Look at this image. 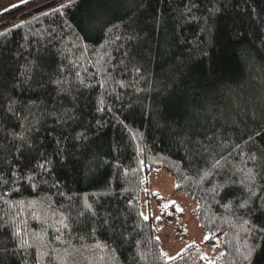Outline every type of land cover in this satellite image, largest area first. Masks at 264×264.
Returning a JSON list of instances; mask_svg holds the SVG:
<instances>
[{
  "label": "trees",
  "instance_id": "obj_1",
  "mask_svg": "<svg viewBox=\"0 0 264 264\" xmlns=\"http://www.w3.org/2000/svg\"><path fill=\"white\" fill-rule=\"evenodd\" d=\"M158 169L219 264H264V0L0 11V264H194L142 212Z\"/></svg>",
  "mask_w": 264,
  "mask_h": 264
},
{
  "label": "rangeland",
  "instance_id": "obj_2",
  "mask_svg": "<svg viewBox=\"0 0 264 264\" xmlns=\"http://www.w3.org/2000/svg\"><path fill=\"white\" fill-rule=\"evenodd\" d=\"M18 3L21 0H0V11ZM165 204L168 205L166 210L161 207ZM177 206L182 211H177ZM141 207L142 212L151 214L158 225L160 245L167 257L175 256L191 245L199 254L194 264H219L220 237L213 243L205 241L207 232L198 223L195 197L190 192L177 189L168 171L158 169L150 172L141 193Z\"/></svg>",
  "mask_w": 264,
  "mask_h": 264
},
{
  "label": "snow or ice",
  "instance_id": "obj_3",
  "mask_svg": "<svg viewBox=\"0 0 264 264\" xmlns=\"http://www.w3.org/2000/svg\"><path fill=\"white\" fill-rule=\"evenodd\" d=\"M21 2L23 3V2H26V0H21ZM16 5H13V7H15ZM173 205H175V202L174 201H172L171 202ZM163 209H167L168 208V205L167 204H165V205H162L161 206ZM176 210L177 211H182V209H180L178 206L176 207ZM145 219H147V216H145ZM157 219H159V217H157ZM205 239H208V237H205Z\"/></svg>",
  "mask_w": 264,
  "mask_h": 264
}]
</instances>
